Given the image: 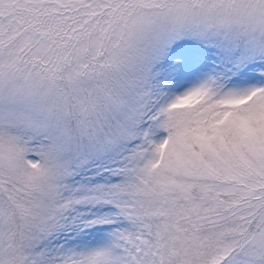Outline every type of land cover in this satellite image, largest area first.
Wrapping results in <instances>:
<instances>
[{
    "label": "snow or ice",
    "instance_id": "6c2138e0",
    "mask_svg": "<svg viewBox=\"0 0 264 264\" xmlns=\"http://www.w3.org/2000/svg\"><path fill=\"white\" fill-rule=\"evenodd\" d=\"M0 264H264V0H0Z\"/></svg>",
    "mask_w": 264,
    "mask_h": 264
}]
</instances>
